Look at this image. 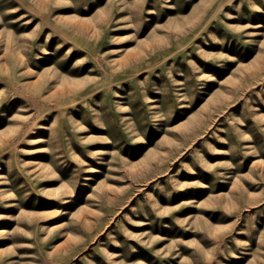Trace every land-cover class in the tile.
Wrapping results in <instances>:
<instances>
[{
  "label": "rangeland",
  "instance_id": "obj_1",
  "mask_svg": "<svg viewBox=\"0 0 264 264\" xmlns=\"http://www.w3.org/2000/svg\"><path fill=\"white\" fill-rule=\"evenodd\" d=\"M0 264H264V0H0Z\"/></svg>",
  "mask_w": 264,
  "mask_h": 264
}]
</instances>
